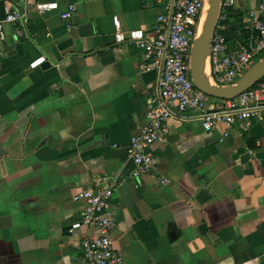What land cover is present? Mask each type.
Wrapping results in <instances>:
<instances>
[{
  "label": "crops",
  "instance_id": "1",
  "mask_svg": "<svg viewBox=\"0 0 264 264\" xmlns=\"http://www.w3.org/2000/svg\"><path fill=\"white\" fill-rule=\"evenodd\" d=\"M158 1L0 0V264H89L73 196L101 177L120 264H264V120L206 132L190 112L172 116L153 170L131 175L156 74L115 43L112 17L148 30ZM46 2L58 8L38 12ZM5 5L23 15L4 21Z\"/></svg>",
  "mask_w": 264,
  "mask_h": 264
},
{
  "label": "built area",
  "instance_id": "2",
  "mask_svg": "<svg viewBox=\"0 0 264 264\" xmlns=\"http://www.w3.org/2000/svg\"><path fill=\"white\" fill-rule=\"evenodd\" d=\"M237 0H220L216 27L210 36L205 62L208 81L217 86L232 85L264 55V0L256 9L236 11ZM159 12L152 26L145 30H124L117 16L112 17L115 43L129 42L139 49L142 68L156 74V90L146 100L145 125L129 138V155L133 162L132 177L150 173L154 158L149 148L168 134V120L188 112L200 121L204 131L218 124L245 128L264 120V75L249 88L230 99L214 98L194 86L189 75L190 51L203 23L207 0H159ZM42 13L56 10L57 2L37 3ZM75 13V5L59 10L62 19ZM23 14L9 5L3 8V20L15 22ZM1 31V21H0ZM230 36L233 38L230 39ZM165 178L161 179V183ZM83 207L79 219L70 228L86 226L90 233L80 241L84 259L89 264H120L113 248L112 232L116 225L113 190L101 177L92 188L73 196Z\"/></svg>",
  "mask_w": 264,
  "mask_h": 264
},
{
  "label": "water",
  "instance_id": "3",
  "mask_svg": "<svg viewBox=\"0 0 264 264\" xmlns=\"http://www.w3.org/2000/svg\"><path fill=\"white\" fill-rule=\"evenodd\" d=\"M220 0H207L205 18L191 51L189 75L196 88L214 98L230 99L252 86L264 75V55L255 61L232 85L217 86L205 75V62L209 53L210 36L218 22Z\"/></svg>",
  "mask_w": 264,
  "mask_h": 264
},
{
  "label": "rangeland",
  "instance_id": "4",
  "mask_svg": "<svg viewBox=\"0 0 264 264\" xmlns=\"http://www.w3.org/2000/svg\"><path fill=\"white\" fill-rule=\"evenodd\" d=\"M234 7H237V2L235 3ZM262 56L258 57L255 61L259 60Z\"/></svg>",
  "mask_w": 264,
  "mask_h": 264
},
{
  "label": "bare ground",
  "instance_id": "5",
  "mask_svg": "<svg viewBox=\"0 0 264 264\" xmlns=\"http://www.w3.org/2000/svg\"><path fill=\"white\" fill-rule=\"evenodd\" d=\"M206 8H207V7H206ZM205 11H206V9H205ZM205 11H204V14H203V17H202L203 21H204V18H205Z\"/></svg>",
  "mask_w": 264,
  "mask_h": 264
},
{
  "label": "trees",
  "instance_id": "6",
  "mask_svg": "<svg viewBox=\"0 0 264 264\" xmlns=\"http://www.w3.org/2000/svg\"><path fill=\"white\" fill-rule=\"evenodd\" d=\"M233 37L232 36H230V39H232Z\"/></svg>",
  "mask_w": 264,
  "mask_h": 264
}]
</instances>
